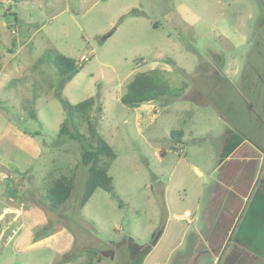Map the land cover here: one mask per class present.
Wrapping results in <instances>:
<instances>
[{"label": "rangeland", "instance_id": "1", "mask_svg": "<svg viewBox=\"0 0 264 264\" xmlns=\"http://www.w3.org/2000/svg\"><path fill=\"white\" fill-rule=\"evenodd\" d=\"M218 52L217 75L208 58ZM56 55L83 64L62 88ZM153 69L169 96L123 105L127 85ZM59 93L71 104L96 98L93 123L115 156L114 196L96 189L82 208L89 139L85 128L81 143L57 138ZM256 147L264 0L1 2L0 264H129L128 248H150L142 264H264ZM59 176L74 188L53 210L44 195ZM212 201L227 203L226 216Z\"/></svg>", "mask_w": 264, "mask_h": 264}, {"label": "trees", "instance_id": "2", "mask_svg": "<svg viewBox=\"0 0 264 264\" xmlns=\"http://www.w3.org/2000/svg\"><path fill=\"white\" fill-rule=\"evenodd\" d=\"M2 1L0 0V4ZM50 64L56 75L63 77L61 88L83 68V64L76 63L73 59L63 55H56ZM169 93L167 84L159 80L158 70L153 69L148 73L136 76L127 85L126 92L120 98V102L128 108H136L156 99L168 97ZM56 97L60 101L64 113V121L60 125L57 138H68L81 143L85 138L82 134L84 128L88 134L89 143L81 146L80 152V162L86 169V177L79 206L82 208L96 189H101L114 196L112 179L108 175L107 161L114 159L115 156L108 144L99 136L93 123L91 113L96 104V98L90 97L79 103L71 104L61 93ZM175 134L179 137L182 136L181 131ZM73 188V176H59L49 185L44 200L49 208L58 210L69 199ZM149 252L150 248L144 250L139 264H142Z\"/></svg>", "mask_w": 264, "mask_h": 264}, {"label": "flooded vegetation", "instance_id": "3", "mask_svg": "<svg viewBox=\"0 0 264 264\" xmlns=\"http://www.w3.org/2000/svg\"><path fill=\"white\" fill-rule=\"evenodd\" d=\"M224 54L222 52H218V53H212L210 54L209 58H208V61H209V66L212 67V69L215 70V74H220V67H222V65L226 64L225 63V58L223 57ZM206 72V71H205ZM217 84L219 83L218 81H216ZM256 150L262 154H264V148H259V147H256ZM239 233L240 232H236L235 233V237L239 236ZM241 238V236H240ZM234 240V239H233ZM129 250V264H139L140 263V260H141V256H142V253L144 251H142L140 254H137V253H134V252H131L130 249L128 248Z\"/></svg>", "mask_w": 264, "mask_h": 264}, {"label": "crops", "instance_id": "4", "mask_svg": "<svg viewBox=\"0 0 264 264\" xmlns=\"http://www.w3.org/2000/svg\"><path fill=\"white\" fill-rule=\"evenodd\" d=\"M142 106L144 107V105H142ZM146 107H147V106H146ZM149 108H151L150 105H149ZM215 193H216V192H215ZM212 196H213L214 200H216V194L213 193ZM211 199H212V198H211ZM224 201H225V200H224ZM212 203H213L214 205H209V206H208V209H209V210H212V209H213V211H214V209H216V210H218V211L221 210V212H222V209H224L223 207L226 206V204H227V203H226L225 205L223 204V206H220V205H217V206H216V202H213V201H212ZM210 206H211V207L213 206V207L211 208ZM208 209H207V210H208ZM213 211H212V212L209 211V213H207V214H205V212H204V213H203V217L206 216V215H208V216H210V217L215 218V215L213 214ZM222 213H223V212H222ZM185 215H188V213H185ZM223 215L226 216V214H224V213H223ZM223 215H222V216H223ZM203 217H202V218H203ZM229 239H231V240L234 239V241L236 242V241H239L241 238H238L237 236L235 237V234H232V235H231V238H229Z\"/></svg>", "mask_w": 264, "mask_h": 264}]
</instances>
